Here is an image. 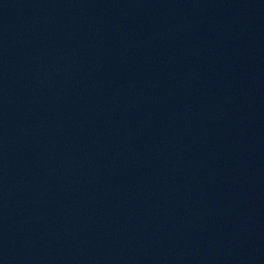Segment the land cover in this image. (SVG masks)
I'll use <instances>...</instances> for the list:
<instances>
[{
    "label": "water",
    "instance_id": "water-1",
    "mask_svg": "<svg viewBox=\"0 0 264 264\" xmlns=\"http://www.w3.org/2000/svg\"><path fill=\"white\" fill-rule=\"evenodd\" d=\"M0 264H264V0H0Z\"/></svg>",
    "mask_w": 264,
    "mask_h": 264
}]
</instances>
